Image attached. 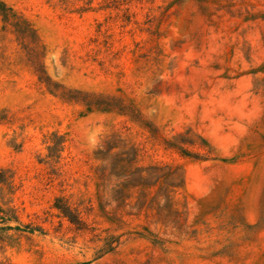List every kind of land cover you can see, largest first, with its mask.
<instances>
[{"label":"rangeland","instance_id":"obj_1","mask_svg":"<svg viewBox=\"0 0 264 264\" xmlns=\"http://www.w3.org/2000/svg\"><path fill=\"white\" fill-rule=\"evenodd\" d=\"M0 1V264H264V0Z\"/></svg>","mask_w":264,"mask_h":264},{"label":"trees","instance_id":"obj_2","mask_svg":"<svg viewBox=\"0 0 264 264\" xmlns=\"http://www.w3.org/2000/svg\"><path fill=\"white\" fill-rule=\"evenodd\" d=\"M0 17H1V19H2V21L4 22V23H8L9 21H10V17H12V14H11V9L10 8H8L3 2H1L0 1ZM14 31H15V33L18 35V36H20V37H26L28 34H30V36H32V37H35V35H34V33H33V31L27 26V24H25V22H24V25H23V27L21 28L20 26H18V24H20L21 23V21L19 20V19H17V20H15L14 22ZM42 78H40V80H41ZM45 79V81L46 82H49V83H53V82H51V80L49 79V77L48 76H46L45 74H44V78L42 79V81ZM58 209H60V208H58ZM61 211V213L63 214V215H65V216H67V217H69V214H68V212H66V211H64V210H60ZM70 219V218H69ZM70 221H72V220H70Z\"/></svg>","mask_w":264,"mask_h":264}]
</instances>
